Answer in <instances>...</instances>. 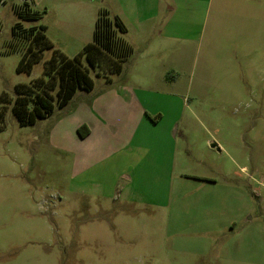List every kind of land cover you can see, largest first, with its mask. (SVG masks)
<instances>
[{"label":"rangeland","instance_id":"374dc122","mask_svg":"<svg viewBox=\"0 0 264 264\" xmlns=\"http://www.w3.org/2000/svg\"><path fill=\"white\" fill-rule=\"evenodd\" d=\"M43 5L0 3V95L14 97L17 84L40 77L52 52L45 51L30 75L18 73L20 54L8 53L14 25L23 40L33 27L49 26L48 41L68 58L92 41L97 0L73 9L85 21L58 24H66L60 30ZM14 8L37 19L22 21ZM175 18L190 40L169 43L146 70L133 53L121 75L110 77L120 88L109 92L119 95L125 79L148 76L151 85L140 89L152 93L140 105L151 124L161 116L157 124L144 127L130 104L114 108V131L105 129L98 140L81 137L85 126L75 130L76 123L94 117L89 112L101 89L110 88L85 60L93 90H77L45 119L21 127L6 107L0 264H264V0H212L207 10L183 7ZM111 141L130 146L75 177L82 159L97 163L96 142ZM98 151L110 156L102 146ZM125 163L131 183L114 184Z\"/></svg>","mask_w":264,"mask_h":264},{"label":"crops","instance_id":"0c3cea01","mask_svg":"<svg viewBox=\"0 0 264 264\" xmlns=\"http://www.w3.org/2000/svg\"><path fill=\"white\" fill-rule=\"evenodd\" d=\"M40 3L44 4L45 10L47 12L48 6L50 11L55 14V25L54 29L60 30L64 29L66 24H70V22L76 21H85L84 17H77V14H73V9L75 8H83L87 7V5L92 1L90 0H38ZM97 7H93L94 9V24L98 12L100 10H106L112 12L115 17H118L121 22L124 24L126 28V33L124 35L125 41L131 45L133 49V53H139L142 69H147L153 65H155V57L156 54H163L166 51L169 43H177L178 41L185 42L186 40H190V37H185V32L183 31V24L179 23L178 18H175L177 12L180 8L188 7V8H207L210 6L212 0H97ZM237 2L247 3L248 0H237ZM42 6V7H43ZM102 8V9H101ZM91 17L88 18L89 21ZM65 26H59L63 25ZM201 23L205 24V20L201 21ZM59 24V25H58ZM203 24V25H204ZM46 28V32H49V26L43 25ZM92 26V24H91ZM53 45V41L51 42ZM56 45V44H55ZM60 48L62 46L60 45ZM62 53V52H61ZM64 54V53H62ZM65 55V54H64ZM149 57H153L154 59H148ZM147 59V60H146ZM146 60V62H145ZM146 63H151L146 65ZM121 75V74H120ZM119 76V75H118ZM150 78L148 76H143L141 79L137 77H131L129 79H125V85L122 86L123 91L121 94H113V92H109L114 88H118L116 86L118 84V78L113 79L110 78L107 82L109 89H101V93L99 97L96 99V103L94 105V112H89L88 120H79L75 125V130L78 126H85L88 130V136L94 137V139L98 140V135L103 133L105 129H110L112 131L115 130V112L114 108L123 109L125 107H129V105H133L136 111H139L141 115V124L147 126L154 125L161 120V116L157 117L153 120L151 124L149 121H146V117L144 116V111L142 105H140V101L146 97V95L151 94L152 92L147 89L143 90L140 88L147 87L151 85ZM94 83V82H93ZM116 83V85H115ZM94 88V85H93ZM120 88V87H119ZM132 89H140V90H132ZM93 90V89H92ZM115 104H118L115 106ZM130 105V106H131ZM111 110V111H108ZM142 110V111H141ZM121 112V110L119 111ZM149 116V115H148ZM150 119V117H149ZM152 121V119H150ZM148 127V126H147ZM135 132L134 134H136ZM135 136H133L134 138ZM100 146L105 148L110 156L105 158V154L98 151ZM130 145L125 143L124 145H116L111 141L108 145H101L98 142L94 145V150L91 152L92 157L98 158L97 163L88 165L83 162V159L77 166V173L75 177L85 174L86 172L94 169L96 166H101L108 159L115 158L119 153L128 148ZM138 151L144 152L145 146L143 144L138 145L136 147ZM87 157V155H85ZM130 164V162H128ZM131 166H126V163L122 169L119 168L120 171H115L116 179L114 184H118L120 180L131 183V178L128 174H131L129 170ZM134 171V167H132ZM80 171V172H79ZM79 172V173H78ZM117 187V186H116ZM82 193H88L89 189L81 187ZM115 189V186L113 187ZM126 188L121 189L115 199L122 198V194H124ZM98 193L100 191H97ZM95 194V193H93ZM100 194V193H99ZM102 196L106 197L104 191L101 193ZM112 197L111 195H107Z\"/></svg>","mask_w":264,"mask_h":264},{"label":"trees","instance_id":"16d2710c","mask_svg":"<svg viewBox=\"0 0 264 264\" xmlns=\"http://www.w3.org/2000/svg\"><path fill=\"white\" fill-rule=\"evenodd\" d=\"M27 11L29 9L21 14V10L14 8V13L22 21L34 22L37 14L31 11L29 14ZM19 28V24L12 27L8 52L20 54L18 73L30 75L34 65L41 62L45 51L52 50L40 77L30 84H17L14 97L6 92L0 95V121H3L6 107L11 106L10 110L21 127L32 126L38 119H45L53 113L55 107H65L77 90L92 91L94 83L83 60L97 76L108 81L111 76L122 73L124 64L133 54L131 45L124 39V24L118 17H111L106 10L98 12L92 41L73 58L54 49L45 35V26L33 27L24 40ZM78 134L83 137L88 131L81 127Z\"/></svg>","mask_w":264,"mask_h":264},{"label":"water","instance_id":"95a60500","mask_svg":"<svg viewBox=\"0 0 264 264\" xmlns=\"http://www.w3.org/2000/svg\"><path fill=\"white\" fill-rule=\"evenodd\" d=\"M210 147L211 148H216L217 146L215 144H212Z\"/></svg>","mask_w":264,"mask_h":264}]
</instances>
